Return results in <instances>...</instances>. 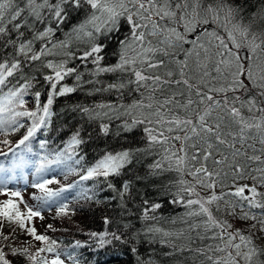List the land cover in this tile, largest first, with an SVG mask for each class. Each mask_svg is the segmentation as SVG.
<instances>
[{
	"label": "snow or ice",
	"instance_id": "obj_1",
	"mask_svg": "<svg viewBox=\"0 0 264 264\" xmlns=\"http://www.w3.org/2000/svg\"><path fill=\"white\" fill-rule=\"evenodd\" d=\"M44 9L57 24L63 23L70 12L83 11L84 20L73 29L77 37L83 34L94 39L96 33L117 32L121 19L129 26V36L119 41V61L114 66H99L104 58L103 46L96 43L91 44L81 59L92 57L93 63L98 66L96 74L130 73L126 82L121 78L118 83L108 85V90H115L121 95L125 88L141 94L140 100L124 109L128 115L139 111V116L125 122L124 130L131 131L138 124L145 125L149 144L159 145L164 153L163 159L168 162V170H175L181 175L178 181L180 191L189 198L185 201L180 197V202L185 203L189 210L187 215L204 218L203 234L199 231L200 224L191 227L197 231L199 239L213 243L196 248L174 247L165 253L172 258V264H185L188 258L181 259L185 251L191 254V264H264V237L259 238L261 242L258 244L254 238L256 231H253L264 233V192L258 191V187L264 188V11L254 14L248 24H243L237 21V17L243 19L240 6L228 4L226 0H55L54 3H49V0H24L23 4L21 0H0V37L16 33L15 38L6 40V44L13 46L14 53L12 61L0 63V86L21 68V61L15 59L16 54L33 62L53 54L46 45L38 52L33 51V40H47L53 33L51 27L35 32L31 40L21 39L25 35L23 29H29L33 21L45 22ZM210 25L216 27L211 28ZM217 29H222L223 34ZM55 47L57 45H53ZM59 47H67V42H60ZM181 55L183 58H180ZM44 66L51 69L54 76L44 77L50 83L51 94L42 108V116H38L41 111L39 105L36 111H15L11 107L13 104L24 107L21 97L29 88L28 83L9 90L0 99V131L23 127L16 117L33 119L32 126L17 147L33 136L46 122L45 118H50L55 96L75 91L71 87L57 90V83L74 69H66L64 62L54 64L49 61ZM80 79L77 75L76 80ZM132 85L135 87H130ZM35 96L39 101L40 93L36 92ZM237 104L240 106L237 107ZM98 107L117 110L109 104ZM81 110L91 112L86 107ZM9 113L11 115L5 118ZM101 129L108 134V125L102 124ZM82 142L77 132L72 136L69 147L79 146ZM257 143L261 145L260 154L249 155V149L256 153ZM41 147L44 145L41 144ZM217 156L220 158L217 159ZM209 161L216 167L210 168ZM249 161L256 167L251 168ZM56 162L59 163V159ZM131 162L130 151L105 154L81 180L97 176L107 180L110 175H119L121 169ZM222 165L229 169L223 175L221 170H217ZM43 167L41 163L38 171ZM153 167L163 169L160 161H156ZM184 175L190 176L192 181L184 180ZM229 178L230 184L227 183ZM249 180L253 183H239ZM51 183L53 181L48 180L35 187L48 196L59 195L48 191L47 184ZM218 183L222 189L230 190L217 195L215 189ZM108 186L112 187L111 184ZM123 187L128 190L127 183ZM197 187L208 190L209 194L201 196ZM9 195L19 197L20 193ZM221 202L228 215L236 217L235 209L239 208L240 221L246 223L252 220L255 223L244 230L234 228L227 219H220L214 214L212 206L215 205V212L220 213ZM159 207L156 204L150 210L155 211ZM251 209L261 211L256 213ZM36 216L40 213L28 210V219ZM0 217L9 222L17 221L21 228L25 227L23 216L12 200L0 207ZM104 223H110L107 217ZM27 231L35 240L46 245L34 255H28L32 264H36L40 253L55 252L56 241L37 235L34 227L27 228ZM154 231L159 232L160 229ZM109 234L113 239L121 240L116 233H92V236L99 235L101 243H104ZM76 246L80 245L77 243ZM132 251L135 253L136 249ZM27 253V248L20 250L21 255ZM15 254L17 250L13 249ZM0 262L9 264L3 251H0ZM40 264H49V261L41 258ZM50 264L63 262L57 256Z\"/></svg>",
	"mask_w": 264,
	"mask_h": 264
},
{
	"label": "trees",
	"instance_id": "obj_2",
	"mask_svg": "<svg viewBox=\"0 0 264 264\" xmlns=\"http://www.w3.org/2000/svg\"><path fill=\"white\" fill-rule=\"evenodd\" d=\"M54 2L55 0H49V3ZM21 3L23 4L24 0H21ZM226 3L240 6L243 19L237 17V21L243 24H248L254 14L264 11V0H226ZM43 14L45 22L33 21L29 29H23L25 35L21 39L31 40L35 32L51 27L53 33L47 40H33V51L38 52L46 45L54 54L42 56L40 61L35 62L16 54L15 59L21 61V68L0 86V99L7 95L9 90L28 83L30 86L21 97L25 102L24 107L20 108L15 104L11 107H14L15 111H36L39 105L41 111L38 116H42V108L51 94L50 83L44 77L54 76V72L44 65L53 61V58L61 59L66 69H74L57 83V90L61 87H71L75 91L54 97L50 118H45L46 122L20 147L17 145L32 126V118L16 117L18 124L23 127L0 131V154L12 149L8 154L0 156V170L4 176L13 175L16 178L28 172L32 174L35 183H42L53 176L61 177L62 183L53 181L50 184L51 192L59 195L48 196L45 193L41 200L43 207L68 210L73 208V203L81 202V208L78 207L80 205L74 207L77 215L81 216L80 219L63 221V226L54 225L49 229L53 232L46 236L50 241H56L55 251L67 254L70 264H172V258L165 253L172 251L174 247L196 248L213 243L199 239L197 231L191 227L200 224L199 231L203 234L204 218L187 215L189 210L185 203L180 202V197L185 201L189 198L180 191L178 181L181 175L175 170H168V162L163 159L164 153L159 145L149 144L147 133L144 131L145 125L138 124L131 131L123 128L125 122H131L134 116H139L138 110L128 115L124 109L134 101L140 100L141 94L125 88L121 95L115 90H108V85L118 83L121 78L126 82L130 73L96 74L98 66L93 63L92 57L81 59L91 44L96 43L103 46L104 58L99 66H114L119 61V41L129 36L127 23L121 19L119 31L96 33L93 39L83 34L79 37L73 34V29L84 20L83 11L70 12L60 24L50 18L47 9L43 10ZM221 21L223 22V14ZM217 30L223 34L222 29ZM15 37V32H12L10 37H0V63L13 60L14 48L6 44V40ZM64 41L67 42V47H59L60 42ZM53 45L57 47L53 48ZM77 75L81 77L79 81L76 80ZM130 87L134 88L135 85ZM36 92L40 93L39 101L36 99ZM257 102L259 103V98ZM101 104L114 105L117 110L98 107ZM239 106L237 104V107ZM85 107L91 112L84 113L81 109ZM245 114L247 115L246 109ZM7 115L11 114H6L5 118ZM102 124L108 125V134L103 133ZM4 127L7 129V125ZM77 132L83 142L70 148L72 136ZM4 141L8 143L5 144ZM41 144L44 147H41ZM259 149L257 148V152ZM123 151L132 153V162L126 164L119 175H110L107 180L102 176L81 180L87 170L95 166L105 154ZM57 159L59 163L56 162ZM156 161L161 162L163 169L153 167ZM41 163L44 167L38 171ZM183 179L190 181L186 175ZM125 183L128 184L127 191L123 187ZM109 184L112 187H109ZM156 204L160 207L151 211V207ZM212 207L214 214L220 219H227L230 223L242 222L228 215L222 202L220 213L215 212V205ZM251 211L259 213L261 210ZM105 217L110 221L107 225L104 223ZM8 223L10 222L5 220L0 223V251H3L9 264H32L27 256H21L20 250L24 249L19 244L21 239L15 237L8 229ZM63 227L66 228L65 233L62 232ZM155 229L160 231H154ZM105 232L116 233L121 236V240H115L109 234L105 237V242L101 243L99 235L92 236V233ZM164 233L169 235L165 236ZM77 243L79 247L76 246ZM133 248L136 249L135 253ZM13 249L17 250V254L13 255ZM184 257L188 258L185 264H191V254L185 251L181 259Z\"/></svg>",
	"mask_w": 264,
	"mask_h": 264
},
{
	"label": "rangeland",
	"instance_id": "obj_3",
	"mask_svg": "<svg viewBox=\"0 0 264 264\" xmlns=\"http://www.w3.org/2000/svg\"><path fill=\"white\" fill-rule=\"evenodd\" d=\"M188 47H190V45H188ZM54 54V53H53ZM51 54V55H53ZM57 56V55H56ZM54 64H59L61 63V59H54L53 61H51ZM252 141H249V143H251ZM256 148H261V145H259L258 143L256 144ZM249 151V155H259L260 152L253 153L251 149L248 150ZM217 159H219L220 157L217 156ZM231 159V158H230ZM243 161V158H240ZM251 166V168H255L256 165L254 163H252L251 161L248 162ZM209 167L213 168L216 167L214 165L211 164V161H209ZM217 170H221V175H223V172H227L229 171L228 167L226 165H222L219 166L217 168ZM187 176V175H186ZM187 178L190 180V182L192 181V178L190 176H187ZM49 180L52 181H57L59 183H62V178L61 177H52ZM45 181H48L45 180ZM45 181H43L42 183H44ZM227 183H231L230 178L227 180ZM239 183L243 184V183H253L252 181H240ZM38 183H34L30 180V176H25L22 179H18V180H13L9 183L6 184H0V207H2L4 205V203L8 200H12L13 203H15L17 205V208L19 210V212L22 214L23 219H24V223H25V227L21 228L19 225V222L17 221H13L8 223L7 227L8 229L11 230V232L13 233V235L15 237H18V239L22 242H19V244L21 245L22 248H27L28 253L24 256L28 255H34L40 248L46 247V245L40 241L35 240L27 231V228L30 227H34L36 229V234L37 235H51V233L53 231L49 230L51 227L50 226H63L64 223L63 221H67V220H71L73 218L76 219V221L78 219H80L81 216L77 215L76 211L74 210L76 206H78L79 208H81L83 205H81V202H77V203H73L71 209H66L61 211V209L64 208H50V207H43V204H41V200L42 198L45 196V192H42L38 187H35V185ZM47 189L49 192H51V186L50 184H47ZM201 196H207L209 194L208 190L205 189H201L199 187H197L196 189ZM229 188H221V185L218 183L217 187L215 189L216 194L220 195L223 192H227L229 191ZM258 191L260 192H264V188H260L258 187ZM12 192H19L20 196L19 197H14L9 195ZM250 195V193H249ZM223 203V202H222ZM72 204V203H71ZM70 205V203H69ZM78 208V209H79ZM31 209L33 211L39 212L40 216H36L33 217L31 219H28L27 217V212L28 210ZM66 211V212H65ZM237 214H240V209L237 208L235 209ZM41 217H43L41 219ZM238 219V217L236 216L235 219ZM1 220H5L6 222H9L6 218L4 217H0V223ZM235 224V226L241 230L247 229L249 225H251L252 223H255V221L249 220L246 223L245 222H239V221H235L232 222ZM260 228V225L257 224V229ZM65 229L63 227V233H65ZM254 231V230H253ZM256 231V237L255 239L257 240V243L259 244L261 242V240L259 239L260 237H264V233H260L259 231ZM63 235V234H61ZM12 245H14L12 243ZM57 247V244H56ZM22 256V255H21ZM59 257V259L63 262V264H70V258L67 254H63L60 252H53V253H48V252H42L40 253V256L37 257V261L36 264H40L41 258L46 259L49 261V264L51 262L52 259H55L56 257ZM28 259V258H27ZM29 261V259H28Z\"/></svg>",
	"mask_w": 264,
	"mask_h": 264
}]
</instances>
